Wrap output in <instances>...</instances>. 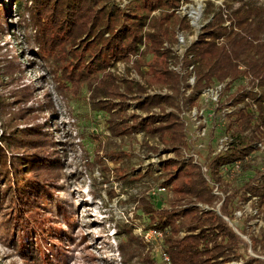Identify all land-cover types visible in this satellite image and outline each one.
<instances>
[{
	"label": "trees",
	"instance_id": "1",
	"mask_svg": "<svg viewBox=\"0 0 264 264\" xmlns=\"http://www.w3.org/2000/svg\"><path fill=\"white\" fill-rule=\"evenodd\" d=\"M222 1L220 8L212 0L205 2L208 21L184 54L183 68L193 66L196 78L189 96H186L190 89L189 74L181 75L171 69V64L178 62L172 49L178 42V33L192 31L188 19L175 13L182 0H130L124 6L115 0H32L28 10L34 27L32 38L39 46L36 54L56 55L57 51L69 47L70 60L74 62L71 69L77 61L80 65L75 77H87L83 80L85 85L92 79L99 83L103 107L116 118L117 125H128L123 123L128 119V105L120 103L119 99L131 98L130 101L136 102V109L146 113L156 108L174 109L167 114L162 112V117L151 114L145 125L139 119L132 126L123 127L120 135L139 131L148 137L160 138L175 152L182 147L191 150L180 117L182 108L198 106L197 98L202 91L226 83L214 125L217 126L222 109L234 108L217 129L219 135L233 139L230 149L214 155V148H209L204 162L206 175L193 159L188 164L179 159L166 163L165 168L175 170L174 173L169 171L165 182L172 186L175 200L170 202L169 208L151 206L144 210L151 226L163 233L164 251L170 264H227L241 258L246 245L224 217L232 221L235 213L253 197L258 200L254 207L264 220V151L256 148L259 143L264 145V0ZM157 12L159 16H152ZM144 54L152 57L150 77L170 94L147 95L148 88L153 86L147 76L149 85L145 86L129 78L115 79L108 72L118 63H129L144 76L141 71ZM106 81H114L113 87ZM32 93L28 91L23 102L32 100ZM27 130V138L17 133L14 136L7 133L0 138L2 199L10 196V203H18L25 213L32 202L47 201L45 196L54 194L52 187L46 188L50 183L42 172L57 166L52 157L30 151L35 149L31 144L38 140L43 142L44 131L38 125ZM37 132L38 139H32L30 136ZM215 137L211 130L210 139ZM237 161L240 171L232 176L230 171ZM38 171L41 174L36 175ZM11 180L13 186H7ZM214 185L227 195L222 201L221 216L214 210L217 201ZM8 188H11L10 193ZM197 203L212 209L202 213ZM36 208L35 205L29 211L35 214L33 224L40 228L42 221L37 215L44 217L45 214L33 213ZM57 208H63L62 204ZM183 231L184 236H180ZM251 242L252 250L264 257V230ZM51 256L46 259L50 261ZM242 258L246 259L245 264H264L263 259L249 254Z\"/></svg>",
	"mask_w": 264,
	"mask_h": 264
},
{
	"label": "rangeland",
	"instance_id": "2",
	"mask_svg": "<svg viewBox=\"0 0 264 264\" xmlns=\"http://www.w3.org/2000/svg\"><path fill=\"white\" fill-rule=\"evenodd\" d=\"M115 1L124 6L130 0ZM206 1L182 0L181 8L175 11L176 16L182 17L201 7L197 27L183 34L185 44L173 46L180 56L208 21L204 11ZM31 3L32 0H0V16H3L0 17V138L7 133L23 134L27 138V129L34 125L44 131L43 142L31 144L35 149L30 151L50 156L57 164L49 172H42L50 183L46 188H53L54 194L48 193L47 201L32 202L26 210L29 213L36 205L33 213L45 214L37 215L42 221L39 228L33 224L35 214L25 213L18 203H10V196L3 200L0 192V264H170L166 260L163 233L151 226L144 210L151 206L170 207L175 194L165 182L169 171L175 170L165 165L178 159L188 164L192 158L186 157V147L180 146L175 152L168 143L143 132L119 133L139 119L145 125L151 114L162 117V112L167 114L174 109L156 108L146 113L137 110L131 98L119 99L128 105V119L123 122L128 125H117L116 118L103 107L99 83L100 87L92 79L85 85L83 80L87 77H75L80 65L77 61L71 69L74 62L70 60L69 47L56 55L36 54L39 46L32 38L34 27L28 11ZM215 3L217 8L223 6L222 0ZM151 60L149 54L143 55L141 71L145 77L129 63H118L108 72L115 79L129 78L145 86L153 84L147 90L149 96L170 94L150 77ZM106 84L113 87L114 81ZM28 91L33 92V98L23 102ZM202 108L204 117L209 118V107ZM214 126L207 123V135L203 139L195 138V130L188 128L191 146L194 153H199L201 165L209 148L215 149L219 141L218 127L214 129ZM211 130L216 134L214 139H210ZM38 135L30 137L35 140ZM207 181L210 183L209 178ZM13 184V180L11 184L7 182V186ZM161 188L166 190L159 191ZM10 191L8 188L7 192ZM213 194L217 198L214 210L221 216L222 201L227 195L216 194L214 190ZM58 204L63 208L58 209ZM196 206L202 213L212 209L203 203ZM224 219L244 241L243 256L249 254L264 260L261 253L251 248L252 238L264 230L262 215L253 203L248 201L232 221ZM184 234L185 231L180 236ZM50 254L53 256L49 261L46 258ZM242 257L227 264H245Z\"/></svg>",
	"mask_w": 264,
	"mask_h": 264
},
{
	"label": "built area",
	"instance_id": "3",
	"mask_svg": "<svg viewBox=\"0 0 264 264\" xmlns=\"http://www.w3.org/2000/svg\"><path fill=\"white\" fill-rule=\"evenodd\" d=\"M181 6L179 8H181ZM200 11H201V7L198 6V8L193 9L188 15H182V17H186L188 19L192 30L194 27H197V21L200 18ZM200 30L198 31V33L200 32ZM183 34L185 33H181V32L178 33L177 44H185V39H184ZM195 39L186 46L185 52L187 48L195 41ZM173 51L175 55L178 56V62L176 64H171V69L180 73L181 75L189 74L188 84L190 85V89L186 91V96H189L196 82L195 74L193 73V66H189L187 69H184L183 68V57H184L185 52L183 53L182 56H180L175 52L174 48H173ZM225 88H226V83L216 84L210 88H207L204 91H202L200 95H198V98H197V102L199 103L198 106L197 105L196 106H186L182 108L180 117L182 118V121L184 122V125L188 133V137H189V132H188L189 127H192L195 130L194 131L195 138L203 139L204 137H206L207 123L208 125L214 124L216 109L218 108L221 100L224 99ZM203 106L209 107L208 109H210L211 111L210 115L208 116L209 118L204 117L203 115L204 109L202 108ZM233 110L234 108L232 107L222 109L221 118L218 120V124L216 127L214 126V128L216 129L217 127L221 126L222 122L225 119V116L231 113ZM219 137H220L218 138L219 141L216 143V147L214 149L215 151L214 155L226 153L230 149V145L233 142V139L229 135H219ZM188 141L191 144L190 137ZM197 147L200 148L201 145H198ZM256 148H260L262 151H264V145L261 143L257 144ZM186 155H187L186 157H191L195 164H198L202 167V171L205 175L207 174V169L204 167V165H201L198 161V157H200L199 153H194L192 146H191V150H188V153ZM239 171H240V162L237 161L234 163L233 169L230 171V174L232 176H235L236 173H238ZM206 178L208 179L207 176ZM165 190H166L165 188L159 189V191H162V192H164ZM214 191L216 194L220 193L218 185H215ZM257 201H258L257 198L253 197L250 199L249 202L253 203L254 205L256 204ZM166 260L169 261L168 258Z\"/></svg>",
	"mask_w": 264,
	"mask_h": 264
}]
</instances>
